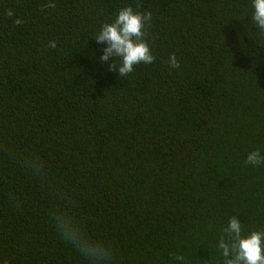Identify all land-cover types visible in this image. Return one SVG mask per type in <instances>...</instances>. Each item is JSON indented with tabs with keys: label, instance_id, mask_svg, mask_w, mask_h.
I'll return each mask as SVG.
<instances>
[{
	"label": "trees",
	"instance_id": "1",
	"mask_svg": "<svg viewBox=\"0 0 264 264\" xmlns=\"http://www.w3.org/2000/svg\"><path fill=\"white\" fill-rule=\"evenodd\" d=\"M129 5L151 13L155 59L119 77L94 36ZM251 13V0H0V261L222 264L230 217L264 229V164L245 163L264 153Z\"/></svg>",
	"mask_w": 264,
	"mask_h": 264
},
{
	"label": "clouds",
	"instance_id": "2",
	"mask_svg": "<svg viewBox=\"0 0 264 264\" xmlns=\"http://www.w3.org/2000/svg\"><path fill=\"white\" fill-rule=\"evenodd\" d=\"M252 24L258 29L256 35L264 37V0H251ZM12 15L11 12L8 13ZM151 19L150 12L135 11L130 5L121 7L112 22L103 23L94 36L97 44L104 45L100 60L108 68L115 70L119 77L127 76L134 71L138 64H151L155 57L149 44L143 39L145 26ZM16 23H20L17 19ZM55 47V43L51 44ZM113 62H115L114 66ZM168 64L171 68H178L175 55L169 56ZM246 164L258 166L264 164V153L259 149L250 151L245 160ZM65 237L72 241L78 240L81 248L90 256L100 258L103 248L98 244H89L87 240H80L76 229L70 225L62 226ZM222 264H264V229L245 232L238 216L228 219L223 233L215 244ZM187 264L184 256H177ZM0 264H8L7 260Z\"/></svg>",
	"mask_w": 264,
	"mask_h": 264
}]
</instances>
